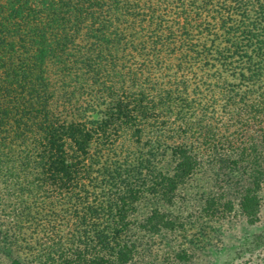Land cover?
I'll list each match as a JSON object with an SVG mask.
<instances>
[{
	"label": "trees",
	"instance_id": "16d2710c",
	"mask_svg": "<svg viewBox=\"0 0 264 264\" xmlns=\"http://www.w3.org/2000/svg\"><path fill=\"white\" fill-rule=\"evenodd\" d=\"M263 191L264 0H0V264H196Z\"/></svg>",
	"mask_w": 264,
	"mask_h": 264
},
{
	"label": "rangeland",
	"instance_id": "374dc122",
	"mask_svg": "<svg viewBox=\"0 0 264 264\" xmlns=\"http://www.w3.org/2000/svg\"><path fill=\"white\" fill-rule=\"evenodd\" d=\"M193 192L199 191L198 188ZM259 221L249 225L234 209L223 219L191 226L186 239L191 240V251L196 264H233L252 260L264 264V249L250 245V236L264 228V191Z\"/></svg>",
	"mask_w": 264,
	"mask_h": 264
}]
</instances>
